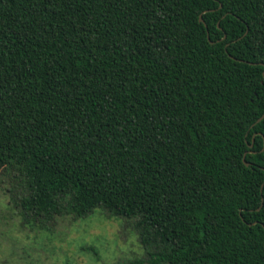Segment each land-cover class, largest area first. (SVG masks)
<instances>
[{"label": "trees", "instance_id": "trees-1", "mask_svg": "<svg viewBox=\"0 0 264 264\" xmlns=\"http://www.w3.org/2000/svg\"><path fill=\"white\" fill-rule=\"evenodd\" d=\"M262 113L264 0H0V172L31 229L99 207L147 264H264Z\"/></svg>", "mask_w": 264, "mask_h": 264}, {"label": "rangeland", "instance_id": "rangeland-1", "mask_svg": "<svg viewBox=\"0 0 264 264\" xmlns=\"http://www.w3.org/2000/svg\"><path fill=\"white\" fill-rule=\"evenodd\" d=\"M9 181L0 172V264H147L133 219L98 207L31 229L9 201Z\"/></svg>", "mask_w": 264, "mask_h": 264}, {"label": "water", "instance_id": "water-1", "mask_svg": "<svg viewBox=\"0 0 264 264\" xmlns=\"http://www.w3.org/2000/svg\"><path fill=\"white\" fill-rule=\"evenodd\" d=\"M201 14H202V13L199 14V20L202 21V22H204V20H203ZM224 36H225V35H224ZM207 37H208V36H207ZM263 116H264V113H262V115L257 119V122H258L259 120H261V118H262ZM249 146H252V143L249 144ZM244 154H246V153H244ZM244 163H245L246 165H249V163L246 162V161H244ZM254 223H255V222H254ZM263 226H264V225H263Z\"/></svg>", "mask_w": 264, "mask_h": 264}]
</instances>
